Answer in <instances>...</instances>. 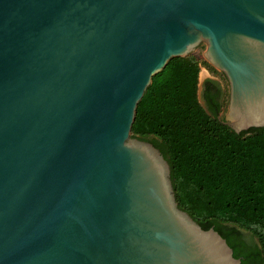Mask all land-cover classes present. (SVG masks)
Returning a JSON list of instances; mask_svg holds the SVG:
<instances>
[{"label":"water","instance_id":"obj_1","mask_svg":"<svg viewBox=\"0 0 264 264\" xmlns=\"http://www.w3.org/2000/svg\"><path fill=\"white\" fill-rule=\"evenodd\" d=\"M201 44L223 124L264 127V0H0V264H240L131 136L152 77Z\"/></svg>","mask_w":264,"mask_h":264},{"label":"trees","instance_id":"obj_2","mask_svg":"<svg viewBox=\"0 0 264 264\" xmlns=\"http://www.w3.org/2000/svg\"><path fill=\"white\" fill-rule=\"evenodd\" d=\"M201 66L212 70L191 55L173 58L154 75L137 105L131 136L166 160L181 210L203 230L214 229L240 264H251V255L238 249L235 235L251 233L264 264V127L236 134L224 125L220 114L228 99L221 90L219 103L200 104Z\"/></svg>","mask_w":264,"mask_h":264},{"label":"flooded vegetation","instance_id":"obj_3","mask_svg":"<svg viewBox=\"0 0 264 264\" xmlns=\"http://www.w3.org/2000/svg\"><path fill=\"white\" fill-rule=\"evenodd\" d=\"M222 92V88L219 80L209 77L205 79L202 83L199 98L201 104L206 107L207 102L205 99L211 102H220V92ZM210 103V102H209ZM235 242L238 249L245 253L251 255V264H261L260 257V248L258 244V240L252 236L251 233L239 230L235 235Z\"/></svg>","mask_w":264,"mask_h":264},{"label":"rangeland","instance_id":"obj_4","mask_svg":"<svg viewBox=\"0 0 264 264\" xmlns=\"http://www.w3.org/2000/svg\"><path fill=\"white\" fill-rule=\"evenodd\" d=\"M205 50V46L203 44H201L200 46H198L190 55L197 58V59H200V60H203L202 58V53L203 51ZM209 65V64H208ZM210 66V65H209ZM211 67V66H210ZM212 68V67H211ZM207 73V74H206ZM199 74L201 76L204 77V80L205 79H208V77H213L217 80H219L220 82V85H221V88H222V91L224 93V98L225 100L228 99L227 95H228V84H227V81L225 79V77L223 76L222 73L216 71L215 69L212 68V70L207 67V66H201L200 67V72ZM227 97V98H226ZM226 106H227V103H226ZM226 112V107H224L222 113L220 114V118L224 116Z\"/></svg>","mask_w":264,"mask_h":264}]
</instances>
